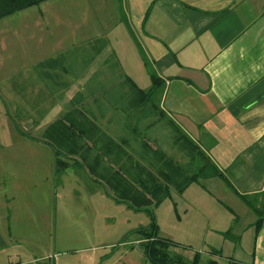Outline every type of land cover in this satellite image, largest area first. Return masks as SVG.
<instances>
[{
	"label": "rangeland",
	"instance_id": "obj_1",
	"mask_svg": "<svg viewBox=\"0 0 264 264\" xmlns=\"http://www.w3.org/2000/svg\"><path fill=\"white\" fill-rule=\"evenodd\" d=\"M119 6L117 0H46L0 19V264L148 263L133 231L149 225V211L116 202L74 164L57 173L52 147L39 139L50 123L36 130V116L48 108H36L30 87L36 85V63L64 46L58 41L71 37L70 31L89 23L90 35L102 27L111 61L121 58L131 80L148 89V70L120 21ZM154 145L183 161L170 129ZM212 180L192 183L181 195L171 189L151 206L158 232L179 244L170 254L185 260L195 252L205 260L210 247L221 249L222 262L227 255L247 260L250 233H243L238 247L222 234L229 228L237 233L227 205L240 213V223L255 216L248 209L242 215L245 205L222 181Z\"/></svg>",
	"mask_w": 264,
	"mask_h": 264
},
{
	"label": "crops",
	"instance_id": "obj_2",
	"mask_svg": "<svg viewBox=\"0 0 264 264\" xmlns=\"http://www.w3.org/2000/svg\"><path fill=\"white\" fill-rule=\"evenodd\" d=\"M117 1L120 21L164 79L158 97L160 108L207 153L238 192L262 193L264 0ZM91 25L97 26L94 22ZM81 27L83 30L70 31L71 37L64 41L58 39L65 45L56 46L59 48L55 53L36 63V85L30 87L36 91V108L43 105L48 108L41 118L36 116V130L58 118L80 93L75 109L114 139L130 136L129 89L124 76L131 79L132 73L121 58L111 61L113 51L102 36V27L91 35L87 28H94L89 23ZM137 120L134 117L133 124ZM149 121L141 119L140 124ZM145 133L153 140H159L161 135ZM131 145L136 147L135 142ZM212 179L215 178L206 180ZM207 192L212 195L210 188ZM227 207L233 218H238L233 227L240 239L237 243L233 241L235 246L241 244L243 233L251 235L248 259L227 255L222 262L221 256L208 251L200 264H208L209 259L227 264L230 257L244 264H264V215L255 234V215V219L247 218L240 223V213L233 205ZM245 207L242 215H247L246 209L251 211Z\"/></svg>",
	"mask_w": 264,
	"mask_h": 264
},
{
	"label": "trees",
	"instance_id": "obj_3",
	"mask_svg": "<svg viewBox=\"0 0 264 264\" xmlns=\"http://www.w3.org/2000/svg\"><path fill=\"white\" fill-rule=\"evenodd\" d=\"M44 1L46 0H0V19ZM138 48L151 85L148 89H141L128 76H124V83L129 89L127 99L131 111L128 125L130 136L114 139L95 121L75 109L81 96L79 93L72 98L60 116L48 125L39 139L45 140L52 147L57 173L73 164L85 168L90 177L104 185L108 190H105L106 193L116 202H124L134 210L149 211V225L133 231L148 263L200 264V252H195L190 260L170 254V247L179 244L159 234L150 207L160 204L170 195L171 189L181 194L192 183L211 178L220 179L254 213L256 219L253 227L257 234L263 223L264 191L259 194L238 192L207 153L167 116L160 108L158 98L164 79L155 72L152 62L139 45ZM134 117H138V120L133 124ZM141 119L150 121L144 125L140 124ZM165 129H170L173 144L182 153L183 161L169 157L157 145L152 146L151 142L154 143V140L145 133H161ZM132 142L136 143V147L131 145ZM237 219V216L233 218V224ZM222 234L235 243L240 239L233 228ZM209 253L222 256L219 249L212 248ZM208 264L218 263L209 259ZM227 264L244 263L230 257Z\"/></svg>",
	"mask_w": 264,
	"mask_h": 264
}]
</instances>
